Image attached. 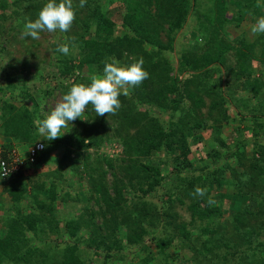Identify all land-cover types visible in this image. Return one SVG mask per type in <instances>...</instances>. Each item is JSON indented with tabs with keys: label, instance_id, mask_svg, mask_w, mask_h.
I'll return each instance as SVG.
<instances>
[{
	"label": "trees",
	"instance_id": "obj_1",
	"mask_svg": "<svg viewBox=\"0 0 264 264\" xmlns=\"http://www.w3.org/2000/svg\"><path fill=\"white\" fill-rule=\"evenodd\" d=\"M44 2L0 0V186L13 201L0 264H264V35L231 29L264 16V0H73L67 32L22 37ZM139 58L149 77L115 114L88 105L62 137L39 133L48 97ZM112 141L116 155L99 151ZM37 143L12 170L14 144Z\"/></svg>",
	"mask_w": 264,
	"mask_h": 264
},
{
	"label": "clouds",
	"instance_id": "obj_2",
	"mask_svg": "<svg viewBox=\"0 0 264 264\" xmlns=\"http://www.w3.org/2000/svg\"><path fill=\"white\" fill-rule=\"evenodd\" d=\"M85 3L86 0H80V7H83ZM74 19L73 0H45L36 18L24 23L21 35L24 38L38 40L43 32H67ZM250 31L253 35H264V16L256 19L255 23L251 25ZM56 51L67 56L70 53V45L68 43L59 44ZM143 65V58L136 59L126 65H121L115 60L106 62L102 74L93 76L88 83L73 84L62 96L60 102L56 103L43 119L37 120L39 133L46 135L47 141L62 137L70 130V122L77 118L81 119L88 105L92 106L95 116L103 117L106 114H115L121 107L119 97L127 95L129 88L138 86L149 77V73ZM31 146L33 145L27 146L25 154ZM117 151H120V147ZM10 152L9 156L13 157L15 162L12 165V170L17 169L16 162L21 161L24 157L21 158L13 150ZM205 194V188L195 187V196L203 197Z\"/></svg>",
	"mask_w": 264,
	"mask_h": 264
},
{
	"label": "rangeland",
	"instance_id": "obj_3",
	"mask_svg": "<svg viewBox=\"0 0 264 264\" xmlns=\"http://www.w3.org/2000/svg\"><path fill=\"white\" fill-rule=\"evenodd\" d=\"M123 10V8H122ZM253 23H251L250 21H244L240 24V26L238 28H234V27H231L232 29V32L234 33L233 35L235 34H243L245 37H252L251 35H253L250 31V27ZM11 48H15V49H19L17 45H13V47ZM83 74H86L85 71L83 72ZM32 78V77H30ZM33 87H38L40 84H48L51 86L53 85L54 83L51 81V79H44V80H33ZM62 94L59 93V92H55L52 96L48 97L46 99V105H45V108H44V113H48L52 108H54L55 104L60 102V100L62 99ZM246 123L243 122L241 123L240 121H235V122H232L230 124H227L226 126L223 127V133H224V138H225V141L232 145L235 143V140L234 138L236 137V132H234V128L236 127H240L242 128L243 125H245ZM73 125V122H70V125L69 127H71ZM243 134L242 136L244 137V139L246 138H249V136L251 135L250 131H247V130H243ZM4 136L5 134L3 133V130L0 129V149H1V146L3 144H6L5 140H4ZM15 146H13V152L17 153V155H19L21 158L25 157V152H26V148L27 146H20L18 144H14ZM201 148H202V152H203V156L210 150V146H211V141H210V138L209 137H205V140L201 142ZM118 143L116 141H112V142H104L103 145L101 146V148L99 149V151H104L106 153H109L110 155H114L116 154V152H118ZM252 148V145H247V154L250 155V150ZM198 153V155H197ZM198 156H201L199 155V152H193L190 157L191 158H196ZM207 163H210L207 158H206V155L204 157V160L201 161L200 164H207ZM211 164V163H210ZM231 192V191H229ZM13 204V201L11 200V198L5 194L2 190H1V186H0V209H3L5 213V211L7 212V210L10 208V206ZM23 203L20 205L22 206L23 208ZM58 208L60 207V204H58L57 206ZM60 212H62L60 210ZM7 214V213H5ZM181 214L183 216V219L184 220H188L189 219V214L185 211V210H182L181 211ZM1 218V217H0Z\"/></svg>",
	"mask_w": 264,
	"mask_h": 264
},
{
	"label": "built area",
	"instance_id": "obj_4",
	"mask_svg": "<svg viewBox=\"0 0 264 264\" xmlns=\"http://www.w3.org/2000/svg\"><path fill=\"white\" fill-rule=\"evenodd\" d=\"M42 149V144L37 143L27 150V157L29 160H33V157L35 156L36 152L40 151ZM0 165L2 166L1 174L5 175L8 172V169L5 167V163L3 161L0 162Z\"/></svg>",
	"mask_w": 264,
	"mask_h": 264
}]
</instances>
